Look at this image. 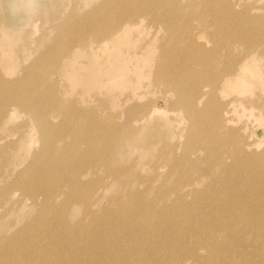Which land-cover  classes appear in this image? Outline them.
Masks as SVG:
<instances>
[{
	"label": "bare ground",
	"instance_id": "bare-ground-1",
	"mask_svg": "<svg viewBox=\"0 0 264 264\" xmlns=\"http://www.w3.org/2000/svg\"><path fill=\"white\" fill-rule=\"evenodd\" d=\"M220 14L213 13L209 19ZM76 23L72 21L71 27ZM223 23L224 39L215 35L211 51L186 55L189 62L183 67L192 68V73L185 77H178L181 72L170 67L184 56L173 51L161 60L150 48V59L164 65L159 70L160 63L156 64L154 73L148 64L147 72L161 74L176 84L168 95L177 116L167 118L165 110L155 107L140 117L136 110L128 115L125 110L129 120L119 128L114 122L107 128L108 124L94 123L96 139L81 128L72 133L71 144L61 148L49 141L43 145L45 160L27 180L18 181L29 197L42 195L43 203L11 235L0 228V264H110L112 255H127L125 252L135 246L147 251L165 247L191 264H264V51H252L258 46L250 43L252 33L259 36L258 42L264 40V24L257 17L242 15ZM236 28L244 35H236ZM125 29L115 33L100 28L97 33L105 32L117 41L124 39ZM184 36L190 38L188 33ZM233 42H241L247 51L224 61L221 75L218 71V75L212 74L211 70L220 66L221 51H226L222 45ZM0 51L7 59L4 46L0 45ZM121 63L113 59L103 72L93 69L79 79L71 75L68 80L72 87L88 89L93 82H100L101 75L107 76L112 87L132 76L133 95L145 67L126 73L130 69ZM208 79L211 89L199 83ZM52 92L38 93L37 99L51 98ZM221 93L230 96L220 101L217 96ZM128 100L124 98L122 103L129 106ZM43 113L37 112L39 118L47 117ZM256 127L263 130L255 134ZM142 128L149 129L148 133L140 132ZM54 130H60L55 135L58 138L71 132L68 126ZM126 139L143 146L151 162L158 154L165 157L163 165L158 160L149 166L150 175L142 179L143 189L132 183L133 179H126V167H113L114 150ZM81 142L87 144L83 151L77 145ZM88 174L90 180L81 179ZM103 201H109L111 207L99 211L96 207ZM153 229L159 232L144 239L137 237ZM169 259L168 255L156 264H170Z\"/></svg>",
	"mask_w": 264,
	"mask_h": 264
},
{
	"label": "rangeland",
	"instance_id": "rangeland-1",
	"mask_svg": "<svg viewBox=\"0 0 264 264\" xmlns=\"http://www.w3.org/2000/svg\"><path fill=\"white\" fill-rule=\"evenodd\" d=\"M218 12L221 14L216 19H209L211 14ZM241 15L250 19L257 17L264 24V0H214L212 4L209 0H0V45L7 50L2 51L7 53V59L0 51V115H3L0 120V228L4 229V234L11 235L17 225L28 221L43 203L42 195L35 199L29 197L28 192L18 186V181L27 180L45 160L42 159L45 143L53 141L55 146L62 148L72 143V133L81 128L87 129L96 139L98 129L94 123L108 124L107 128L114 122L119 128L129 120L126 116L133 110L138 111L136 117L146 114L152 107L165 110L167 118L177 116L178 112L174 111L177 108L170 103V94L176 84L161 74L154 76L155 68L167 54L177 51L184 57L175 60L170 67L181 72L180 78L192 73V68L183 67L189 62L186 57L193 55L192 51H211L215 35L224 39L223 22ZM72 21L77 22L75 27H71ZM122 27L126 28L123 40L116 41L105 32L97 33L100 28L117 33ZM243 32L240 28L234 29L238 36H243ZM185 33L190 38L185 39ZM258 41L259 36L252 33L250 43L258 46L252 51H264V40ZM150 48L160 61L150 59ZM222 48L226 51H221L220 66L212 69V74L221 75L224 61L240 51H247L241 42L225 43ZM114 51H118V55ZM113 59L126 64L130 69L126 73L145 67L133 95L132 76L118 83L121 87H112L105 75L99 76L100 82H93L88 89L71 86L69 76L79 79L85 71L99 69L103 72ZM261 63L264 64V59ZM148 64L154 68V73L147 72ZM199 83L209 85L211 89L209 79ZM47 89L53 90L52 97L37 99V94ZM221 94L217 96L220 101L230 96ZM124 98H129L126 102L129 106L122 103ZM18 100L34 104L38 109L23 107ZM43 105L51 106L40 109ZM35 110L44 112L47 117L39 118ZM125 110H128L127 115ZM77 119L83 121L73 123ZM67 126L70 133L60 138L55 136L60 130L54 129ZM130 127L133 129V123ZM262 130V127H256L254 133ZM139 131L147 134L149 129ZM123 141L114 150L116 162L113 167H126V179H133L132 183L143 189L142 179L150 175L149 166L158 160L163 165L165 157L158 154L151 162L143 146L129 139ZM77 145L82 151L87 148L82 142ZM18 150V157L14 159ZM119 154L122 156L118 157ZM91 177L88 174L81 179L88 181ZM55 198L56 201L60 199ZM105 207H111L109 201L101 202L96 209L100 211ZM154 232L159 231L153 229L137 237L148 238ZM164 248L147 251L135 246L125 252L127 255H112L110 264H156L168 255L170 264H191L188 258L173 256ZM75 251L74 247L72 253Z\"/></svg>",
	"mask_w": 264,
	"mask_h": 264
}]
</instances>
